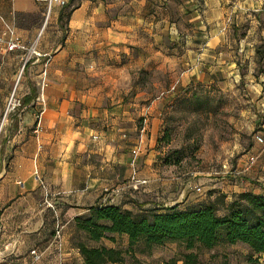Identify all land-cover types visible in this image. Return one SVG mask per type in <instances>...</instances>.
Listing matches in <instances>:
<instances>
[{
  "label": "crops",
  "instance_id": "0c3cea01",
  "mask_svg": "<svg viewBox=\"0 0 264 264\" xmlns=\"http://www.w3.org/2000/svg\"><path fill=\"white\" fill-rule=\"evenodd\" d=\"M7 30L35 54L0 49V118L12 92L18 101L0 148V264H82L74 218L96 204L160 213L201 202L155 151L163 102L182 88L241 81L264 101V0H74L47 18L44 3L0 0ZM140 69L166 86H119ZM248 155L237 178L260 194L264 147Z\"/></svg>",
  "mask_w": 264,
  "mask_h": 264
},
{
  "label": "rangeland",
  "instance_id": "374dc122",
  "mask_svg": "<svg viewBox=\"0 0 264 264\" xmlns=\"http://www.w3.org/2000/svg\"><path fill=\"white\" fill-rule=\"evenodd\" d=\"M118 84L122 89L133 86L139 90L159 92L166 86L160 74L154 75L143 69L133 70L129 79H122ZM246 90L241 81L220 82L214 87L187 85L177 95L163 102L162 124L155 147L158 161L171 175L193 179L192 186H200V193L193 191V200L207 199L212 192V200L224 195V202L228 203L245 188L237 178L239 160L244 155L249 157L251 147L259 150L264 147V143L255 141L256 135H260L264 141V101L253 97ZM11 96L15 98L14 92ZM142 103L146 102L141 101L140 105ZM142 119H138V127H142ZM8 122L9 113H6L5 107L0 118V148L4 136L9 135L5 130ZM214 178L218 179L214 181L218 185L210 188ZM258 188L264 194V187ZM217 202L218 214L221 215V199H217ZM3 213V209L0 210V218ZM13 215L16 221H34L29 213L27 217L19 213ZM221 235L222 232L219 233ZM84 242L95 246L114 245L122 250L128 246L124 236H117L114 242L106 239L100 243ZM187 253H195L201 264H264V256L251 255L244 244L229 245L221 239L211 249L198 246L192 250H186L184 243L179 241H168L145 250L139 242L125 255L124 264H132L133 255L142 264H168L173 261L181 264L183 255Z\"/></svg>",
  "mask_w": 264,
  "mask_h": 264
},
{
  "label": "trees",
  "instance_id": "16d2710c",
  "mask_svg": "<svg viewBox=\"0 0 264 264\" xmlns=\"http://www.w3.org/2000/svg\"><path fill=\"white\" fill-rule=\"evenodd\" d=\"M256 55L261 63L264 41L256 47ZM211 195L212 192L197 205L180 208L175 204L160 213H134L111 204L88 207L85 217L74 218L75 246L82 264H124L125 255L139 242L145 250L168 241L183 242L186 250H192L198 246L211 249L221 239L229 245L244 244L251 255L264 256V194L241 192L228 203L224 202V195L215 201ZM217 199H221L223 206L221 215ZM114 236L127 238L126 250L84 242L100 243L105 239L114 242ZM131 258L132 264H142L134 255ZM181 264L201 263L195 253H187Z\"/></svg>",
  "mask_w": 264,
  "mask_h": 264
},
{
  "label": "built area",
  "instance_id": "2783aa9c",
  "mask_svg": "<svg viewBox=\"0 0 264 264\" xmlns=\"http://www.w3.org/2000/svg\"><path fill=\"white\" fill-rule=\"evenodd\" d=\"M36 1L40 3H44L46 5V18H47L53 7H65V6H68L74 0H36ZM7 33H8V37H6L5 33L0 35V49L1 50L5 52H12L15 50H26V51H29V54H35V51L32 48H25V46L21 44L19 38L15 36L12 30H7ZM41 86L43 88L44 84ZM35 102L41 106L43 105L44 96L42 92L39 93V95L35 99ZM17 105H18V101L13 96H11L6 105V113L13 110ZM40 114L41 112H38L36 115V120H37L36 128H39ZM255 141L258 143H264L263 138L260 135L255 136ZM132 152L135 153L134 150ZM253 161H254V158L250 157L249 162L253 163ZM193 190L195 191V193H200L201 188L200 186H195ZM60 234H61V228L55 231V237L59 239Z\"/></svg>",
  "mask_w": 264,
  "mask_h": 264
}]
</instances>
